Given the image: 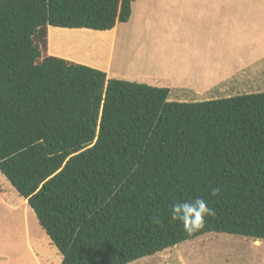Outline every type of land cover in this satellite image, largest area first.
I'll return each instance as SVG.
<instances>
[{"label": "trees", "instance_id": "1", "mask_svg": "<svg viewBox=\"0 0 264 264\" xmlns=\"http://www.w3.org/2000/svg\"><path fill=\"white\" fill-rule=\"evenodd\" d=\"M133 2L0 0V173L61 264H128L208 232L264 239V91L169 101L107 78V30ZM195 198L214 214L189 234L171 206Z\"/></svg>", "mask_w": 264, "mask_h": 264}, {"label": "crops", "instance_id": "2", "mask_svg": "<svg viewBox=\"0 0 264 264\" xmlns=\"http://www.w3.org/2000/svg\"><path fill=\"white\" fill-rule=\"evenodd\" d=\"M261 1L134 0V26L152 25L150 19L156 15L162 28V44L145 40L141 49L137 47L128 55L127 69L118 71L113 67L114 45L120 24L124 23H116L107 30L113 34L108 67L97 69L106 71L107 78L166 87L168 100L194 102L229 97L239 84L261 79L264 82Z\"/></svg>", "mask_w": 264, "mask_h": 264}, {"label": "rangeland", "instance_id": "3", "mask_svg": "<svg viewBox=\"0 0 264 264\" xmlns=\"http://www.w3.org/2000/svg\"><path fill=\"white\" fill-rule=\"evenodd\" d=\"M258 3V7L264 12V0ZM136 10L137 2L133 4L131 18L127 23L120 24L117 33L113 67L118 71L127 69L128 55L136 52L137 47L141 49L145 40H156V43L159 41L162 44L159 34L162 28L156 15L150 19L152 25L144 27L139 21L140 25L136 27ZM151 30L154 32H150ZM131 44L134 46L129 48ZM104 52L106 54V49L102 50V57L98 59H104ZM234 88L229 94L230 98L237 94L264 91V82L261 79L256 80V83L247 82ZM173 96L174 94L171 95ZM18 199L10 182L0 173V264H61V255L52 242L50 245L56 250L53 258L49 259L41 254L40 243L49 238L26 199ZM128 264H264V239L254 240L241 235L208 232Z\"/></svg>", "mask_w": 264, "mask_h": 264}, {"label": "clouds", "instance_id": "4", "mask_svg": "<svg viewBox=\"0 0 264 264\" xmlns=\"http://www.w3.org/2000/svg\"><path fill=\"white\" fill-rule=\"evenodd\" d=\"M214 214L203 198L181 201L171 206V218L183 225L184 230L192 234L204 227L205 217Z\"/></svg>", "mask_w": 264, "mask_h": 264}]
</instances>
